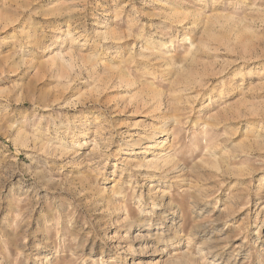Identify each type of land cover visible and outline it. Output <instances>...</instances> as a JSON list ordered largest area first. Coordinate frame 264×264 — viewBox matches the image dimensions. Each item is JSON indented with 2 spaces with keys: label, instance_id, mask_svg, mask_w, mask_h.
<instances>
[{
  "label": "rangeland",
  "instance_id": "1",
  "mask_svg": "<svg viewBox=\"0 0 264 264\" xmlns=\"http://www.w3.org/2000/svg\"><path fill=\"white\" fill-rule=\"evenodd\" d=\"M0 264H264V0H0Z\"/></svg>",
  "mask_w": 264,
  "mask_h": 264
},
{
  "label": "bare ground",
  "instance_id": "2",
  "mask_svg": "<svg viewBox=\"0 0 264 264\" xmlns=\"http://www.w3.org/2000/svg\"><path fill=\"white\" fill-rule=\"evenodd\" d=\"M125 161H123V162H126V163H128L130 160H126V159H124ZM124 164V163H123ZM149 164V163H148ZM147 164V165H148ZM151 164V163H150ZM149 164V165H150ZM116 184H113V186H112V188H111V190H108V191H111L112 193H107V191H104V194L105 195H107V197H106V200H108V206L109 205H113L116 201L114 200V194H115V196L116 195H120L121 194V191H119V190H116V191H114L115 189H117L116 187ZM114 191V192H113ZM114 205H116V204H114ZM120 208V207H119ZM123 208V207H122ZM121 209V208H120ZM124 209V208H123ZM124 211V210H123ZM128 212V211H127ZM126 212V213H127ZM217 257V256H216Z\"/></svg>",
  "mask_w": 264,
  "mask_h": 264
}]
</instances>
